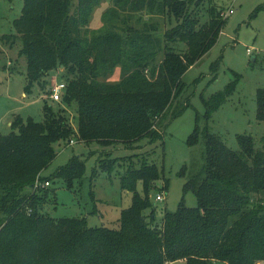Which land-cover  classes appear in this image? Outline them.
<instances>
[{"label":"trees","instance_id":"trees-1","mask_svg":"<svg viewBox=\"0 0 264 264\" xmlns=\"http://www.w3.org/2000/svg\"><path fill=\"white\" fill-rule=\"evenodd\" d=\"M214 1L24 0L15 35L2 41H21L25 92L41 87L50 99L47 79L61 68L65 90L54 102L59 109L46 102L41 123L16 116L10 134L0 135V264H264V146L257 148L247 135L238 137L234 151L196 127L188 144L204 140V165L191 174L185 192L195 194L197 207L183 201L175 213L165 212L160 224L149 194L164 178L148 155L99 162L109 177L118 173L122 190L132 194L117 228L53 217L46 207L56 200L47 203L40 193L56 180L72 189L84 178L86 165L78 157L52 177L42 176L61 141L134 149L144 140H163L162 129L180 105L184 74L213 49L226 25ZM102 2L115 6L103 15L110 27L89 36ZM142 12L164 17L170 27L161 37L158 25L137 28L130 14ZM117 69L120 80L107 83ZM222 103L220 95L205 102L207 120ZM257 120L264 122V90L257 96ZM188 171L184 166L181 176Z\"/></svg>","mask_w":264,"mask_h":264},{"label":"rangeland","instance_id":"rangeland-1","mask_svg":"<svg viewBox=\"0 0 264 264\" xmlns=\"http://www.w3.org/2000/svg\"><path fill=\"white\" fill-rule=\"evenodd\" d=\"M214 4L225 15L226 25L213 49L184 74V91L178 100L180 105L175 104L171 115L177 107L188 106L177 118L169 116L162 129V141L148 143L144 140L134 149L124 145L104 148L95 142L87 144L76 139L73 144L68 141L55 144L57 157L42 173L44 178L52 177L74 157L85 163L86 170L84 178L81 182H74L72 189L56 180L48 188L50 191H40L49 198L47 203L56 200L57 205L52 203L46 207L53 217L87 218L89 227L117 228L122 211L131 207L132 194L122 190L118 173L109 177L100 169L99 162L136 154L148 155L149 162L158 166L164 178L149 194L156 210V224L161 223L165 212L175 213L183 201L189 208L197 207L195 194L185 192L191 174L204 165V140L194 147L188 144L196 127L209 130L234 151L239 150L238 137L245 135L255 139L257 148H263L264 122L257 120V96L260 90H264V9H259L264 0H215ZM23 7L24 0H0V135L10 134L16 116L41 123L46 102L55 109L60 108V104L52 103L41 87L34 88L32 94L25 92L27 64L20 55L21 41L14 37L2 41L4 37L15 35L14 24L22 15ZM108 10H115V6L102 2L95 9L88 26L89 36L91 32H103L105 27H110L103 20ZM119 15L123 14L119 12ZM130 18L131 24L137 28H143L145 24L158 25L159 37L170 27L159 15L147 17L142 12L130 14ZM116 25L122 24L119 21ZM62 71L63 68L57 70L54 77H49L48 84L63 83ZM120 76V69H117L106 82L116 84ZM217 95L223 97V103L207 120L205 102ZM72 126L77 129L75 121ZM184 166L189 171L183 177ZM165 181L168 182L167 190L163 189ZM143 190L140 183L138 192L141 195ZM158 195L164 196V201H157Z\"/></svg>","mask_w":264,"mask_h":264},{"label":"built area","instance_id":"built-area-1","mask_svg":"<svg viewBox=\"0 0 264 264\" xmlns=\"http://www.w3.org/2000/svg\"><path fill=\"white\" fill-rule=\"evenodd\" d=\"M224 17H225V15H224ZM248 54H252V52L251 51H248ZM64 90H65V85L64 84H61V83L60 84H58V83L53 84L51 86V90H50L51 91L50 99L53 102H60L61 99H62V95L64 93ZM73 143H74V141L71 142V144H73ZM45 186L46 187H49L50 184L49 183H46ZM164 199L165 198L162 195H158L157 196V201H159V202L164 201Z\"/></svg>","mask_w":264,"mask_h":264},{"label":"water","instance_id":"water-1","mask_svg":"<svg viewBox=\"0 0 264 264\" xmlns=\"http://www.w3.org/2000/svg\"><path fill=\"white\" fill-rule=\"evenodd\" d=\"M33 188V186H31V189Z\"/></svg>","mask_w":264,"mask_h":264}]
</instances>
